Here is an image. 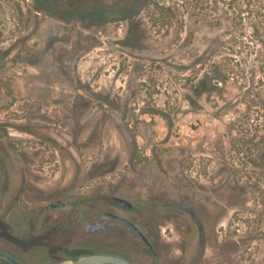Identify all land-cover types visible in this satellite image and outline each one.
I'll use <instances>...</instances> for the list:
<instances>
[{"label":"rangeland","instance_id":"374dc122","mask_svg":"<svg viewBox=\"0 0 264 264\" xmlns=\"http://www.w3.org/2000/svg\"><path fill=\"white\" fill-rule=\"evenodd\" d=\"M101 1L138 8L97 26L61 0L53 15L42 1L0 0V248L33 263L66 256L70 241L95 247L36 232L26 217L73 200L79 184L88 206L95 186L147 209L185 198L206 210L205 264H264V0ZM215 39L224 53L196 65ZM163 225L180 256L177 224Z\"/></svg>","mask_w":264,"mask_h":264},{"label":"flooded vegetation","instance_id":"af4514ba","mask_svg":"<svg viewBox=\"0 0 264 264\" xmlns=\"http://www.w3.org/2000/svg\"><path fill=\"white\" fill-rule=\"evenodd\" d=\"M47 1V12L53 15L51 8L58 3V0ZM60 3L65 6L67 16L74 14L84 23L89 19L97 26H100L102 22L108 23L118 18L119 14L107 17V10L114 11L119 7V10L121 9L120 11L133 13V11H136L138 8L136 5H129V2L126 3L127 6H119L116 4L107 6L101 0H61ZM101 11H104V14L101 15ZM66 15L61 13L55 14L58 18H64ZM119 20L128 21L130 18L127 20ZM24 182L25 177H23L21 188L18 192V200L21 198L22 190L26 186ZM73 188L69 193L72 199L74 197L73 200L49 202L42 206L34 216L33 214H27L26 217H30L31 228L36 232H43L46 233V235H58L61 238L70 232H73V235H75L77 239L93 237V245L95 247H92V245L86 246L82 243L76 245L73 244V241H70L64 247L65 252H67L66 256L60 258L52 253L53 250H50V258H52L53 255L57 258L51 261L33 263L26 262L12 251L0 248V252L11 256L20 264H55L65 259H70L86 253L117 254L128 259L133 264L206 263L202 260L204 256V235L207 231V220L203 219L202 216L204 213L206 214L205 209L201 208L205 212L200 209L198 210L195 204L189 203L185 198L170 201L163 197H160L156 203L152 204V206L147 209L146 207L136 206L133 200L127 196L115 193L106 195L102 192L100 186H95L92 196L93 204L88 206L85 202L88 201L89 198L81 195L79 184H75ZM117 199H123L128 203L127 205L126 203H117ZM136 201L144 205L143 200ZM82 202V206H79V203ZM59 208H69V210L60 215L54 214V211ZM86 208L89 209L88 213H83ZM149 211L151 215H156L157 218H160L156 223L151 224L149 222ZM130 213L134 215V218L129 217L128 214ZM8 215L10 214L7 213L6 216ZM13 215L25 216V214ZM173 222L177 224L176 230L184 237L183 245L178 247L181 253L178 257L175 255V248L170 246L162 236V232L165 231L163 224ZM192 234L197 235L198 241L191 237ZM108 235H115L117 238L110 239ZM101 240L104 242L105 246H102ZM118 240L123 242L121 248H126L127 250L133 249L140 260L135 261L126 251L114 249ZM149 258H152V260H149ZM0 264L13 263L0 259Z\"/></svg>","mask_w":264,"mask_h":264},{"label":"water","instance_id":"95a60500","mask_svg":"<svg viewBox=\"0 0 264 264\" xmlns=\"http://www.w3.org/2000/svg\"><path fill=\"white\" fill-rule=\"evenodd\" d=\"M117 203H126L127 201L123 199H117ZM0 259L9 261L13 264H20L11 256L0 252ZM133 264L128 259L112 253H86L81 254L76 257L65 259L63 261L57 262L55 264Z\"/></svg>","mask_w":264,"mask_h":264},{"label":"trees","instance_id":"16d2710c","mask_svg":"<svg viewBox=\"0 0 264 264\" xmlns=\"http://www.w3.org/2000/svg\"><path fill=\"white\" fill-rule=\"evenodd\" d=\"M38 1H42L43 4L48 2L47 0H38ZM43 4L41 6V9L43 11L47 12L48 10H47L46 6H44ZM100 14L101 15L104 14V11H101ZM131 15H132V13H127V12L122 11V15L119 14L118 15V19L127 20V19L131 18ZM254 30H255V33L259 32L258 28H256V29L254 28ZM215 41H216V39L214 40V42ZM216 43L218 44V46H220V45L221 46L220 47L216 46L217 49L212 47L213 50L211 49L212 51H211L210 55L208 56V58H204L203 54H201L199 59L197 60L196 65H201L202 64L204 66L206 61H207V59H209V57L210 58H214V55L217 54L219 49L221 50V53H224L223 50L225 48V42H223V41L221 42V41L217 40ZM262 52H264V50H262ZM231 53H233V52H231ZM261 55H262V53L260 51L259 52V56H261ZM262 62H263V66L261 68H259V69H261V71L264 72V60ZM257 69H258V66L255 65L253 67V73H256ZM210 70L212 71L215 80H217L218 82H221V83H226L227 79H226V74H225V70H224L223 66L221 67L220 65L213 63L211 65Z\"/></svg>","mask_w":264,"mask_h":264},{"label":"built area","instance_id":"2783aa9c","mask_svg":"<svg viewBox=\"0 0 264 264\" xmlns=\"http://www.w3.org/2000/svg\"><path fill=\"white\" fill-rule=\"evenodd\" d=\"M254 245H255V244H253V246L249 248V251H253V250H254V248H255Z\"/></svg>","mask_w":264,"mask_h":264}]
</instances>
